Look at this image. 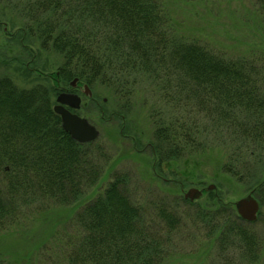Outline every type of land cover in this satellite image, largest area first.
<instances>
[{
	"label": "trees",
	"instance_id": "1",
	"mask_svg": "<svg viewBox=\"0 0 264 264\" xmlns=\"http://www.w3.org/2000/svg\"><path fill=\"white\" fill-rule=\"evenodd\" d=\"M7 3L19 14L22 47L37 41L44 51L62 57L60 83L79 78L110 88L123 101L117 111L100 113L102 122L107 116L123 128L139 84L150 83L159 92L161 106L152 112L155 131L149 145L158 172L163 166L178 170L180 187L203 184L184 178L182 163L212 149L206 139L211 136L225 149L224 172L251 185L249 191L264 187V45L238 57L217 53L169 26L164 0ZM256 4L264 23V0ZM51 91L43 86L20 89L11 78H0V232L20 227L33 208L42 217L49 205L72 208L68 223L74 231L55 241L59 260L53 264H163L183 242L176 236L184 219L171 209V195L174 202L195 207L192 224L213 237L209 246L214 254H207L206 262L260 260L261 240L233 204L216 200L208 207L170 194L139 205L126 190L131 177L120 172L112 173L103 192L87 196L85 188L98 180L91 158L96 142L79 144L63 130ZM194 111L203 124L200 116L190 118ZM131 140L138 151L139 141Z\"/></svg>",
	"mask_w": 264,
	"mask_h": 264
},
{
	"label": "rangeland",
	"instance_id": "2",
	"mask_svg": "<svg viewBox=\"0 0 264 264\" xmlns=\"http://www.w3.org/2000/svg\"><path fill=\"white\" fill-rule=\"evenodd\" d=\"M164 1L169 26L187 38L201 41L217 53L238 57L257 46L260 47L261 44L264 45V23H261V12L256 0ZM7 6V0L0 2V78H11L20 89H31L36 86L53 89L50 98L54 108L58 95L70 88L69 83L73 80L67 84L57 82V73L63 63L60 55L44 51L37 41L31 42L27 48L22 47L17 39L18 26L22 24L18 19L19 14ZM5 14L6 19L3 18ZM90 88L92 99L82 96L81 109L77 112L82 117L88 115L92 119L91 123L100 131L99 139L91 147V158L95 162L98 180L94 185L88 184L85 188L87 196L103 192L112 181V173L115 172L129 174L131 182L126 190L131 200L139 205H145L156 195L183 196L191 187L206 188L210 184L217 186V189L211 192L213 196L207 193L199 200L208 204V207L216 200L232 204L253 191V189L249 191L251 185L243 186L223 171L222 166L226 161L225 149L217 147L216 145L221 142L213 140L211 136L206 139L212 142L214 146L212 149L190 156L182 163L181 172L185 174L184 178L190 176V180L203 181V184L180 187L178 183L182 177L180 173H176L178 170H171L167 166H163L162 173L156 170V162L149 145L155 131L153 122L155 115L152 112L160 108L161 104L158 103L159 92H153L150 83L138 85L139 92H135L133 96L123 128L120 121L110 120L107 116L104 122L100 120V113L117 111L124 105L123 101L114 97L111 89L106 86ZM193 113L195 116L190 115V118L197 119L200 116L198 119L203 124V117L195 111ZM123 130L126 132L125 137L120 136ZM131 139L139 141L138 151L134 149ZM262 170L261 168L258 170L257 179L261 180ZM254 194L261 204L258 221L252 223V229L261 240V257L255 264H264V187ZM168 202L171 209L184 219L182 230L176 236V241L183 242L178 244V248L170 253L163 264H211V259L207 262L206 259L210 253L214 254V250L209 246L213 237L208 231L194 225L195 207L191 209L174 202L171 195ZM48 207L44 215L47 216L46 220L40 211L33 208V215L27 217L20 227L9 232H0V259L4 258V262L0 261V264H12L11 260L14 263L15 259L17 262L14 264L56 262L55 241L62 235L74 231L73 224L68 223L73 213L72 208L51 205Z\"/></svg>",
	"mask_w": 264,
	"mask_h": 264
},
{
	"label": "water",
	"instance_id": "3",
	"mask_svg": "<svg viewBox=\"0 0 264 264\" xmlns=\"http://www.w3.org/2000/svg\"><path fill=\"white\" fill-rule=\"evenodd\" d=\"M78 82L79 79L75 78L70 83L71 88H77ZM81 91L87 99H92L93 94L89 85H83ZM56 102L57 104L54 106L53 110L55 114L60 116L63 130L68 133L74 141L84 145L96 142L99 139V129L87 118L75 113V111L81 109L82 99L79 95L63 92L58 95ZM216 189L217 186L215 184H210L206 188L191 187L183 193V198L191 202H196L201 200L205 193L213 192ZM254 193L255 190L232 203L238 217L249 224L258 221L261 209V204Z\"/></svg>",
	"mask_w": 264,
	"mask_h": 264
},
{
	"label": "flooded vegetation",
	"instance_id": "4",
	"mask_svg": "<svg viewBox=\"0 0 264 264\" xmlns=\"http://www.w3.org/2000/svg\"><path fill=\"white\" fill-rule=\"evenodd\" d=\"M56 79H57V82H58V83L61 82V80H60V73H59V72L57 73V78H56ZM78 79H79V78H78ZM73 80H74V79H73ZM85 84H87V83L82 82V81L79 79L78 87H77V88L72 89L71 86H70V83H69V87H70V88L65 89L63 92L77 94V95H79V96L81 97V99H82V96H84V95L82 94L81 87H82L83 85H85ZM87 85H89V84H87ZM89 87H90V85H89ZM90 89H91V88H90Z\"/></svg>",
	"mask_w": 264,
	"mask_h": 264
}]
</instances>
